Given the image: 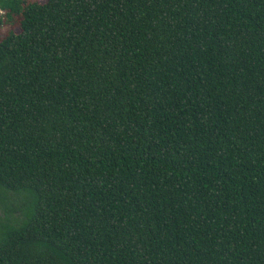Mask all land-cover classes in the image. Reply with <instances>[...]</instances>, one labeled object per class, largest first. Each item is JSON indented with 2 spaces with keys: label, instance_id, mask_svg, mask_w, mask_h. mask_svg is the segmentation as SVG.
<instances>
[{
  "label": "trees",
  "instance_id": "trees-1",
  "mask_svg": "<svg viewBox=\"0 0 264 264\" xmlns=\"http://www.w3.org/2000/svg\"><path fill=\"white\" fill-rule=\"evenodd\" d=\"M0 7V264H264V0Z\"/></svg>",
  "mask_w": 264,
  "mask_h": 264
},
{
  "label": "rangeland",
  "instance_id": "rangeland-1",
  "mask_svg": "<svg viewBox=\"0 0 264 264\" xmlns=\"http://www.w3.org/2000/svg\"><path fill=\"white\" fill-rule=\"evenodd\" d=\"M39 1L44 2L46 0H39ZM20 18H21L20 16L15 17L13 25H3V27L1 28L2 32L5 34L10 29H14L16 32H19L20 31V28H19Z\"/></svg>",
  "mask_w": 264,
  "mask_h": 264
},
{
  "label": "water",
  "instance_id": "water-1",
  "mask_svg": "<svg viewBox=\"0 0 264 264\" xmlns=\"http://www.w3.org/2000/svg\"><path fill=\"white\" fill-rule=\"evenodd\" d=\"M2 13H3V10H2L1 7H0V19H1V17H2Z\"/></svg>",
  "mask_w": 264,
  "mask_h": 264
},
{
  "label": "flooded vegetation",
  "instance_id": "flooded-vegetation-1",
  "mask_svg": "<svg viewBox=\"0 0 264 264\" xmlns=\"http://www.w3.org/2000/svg\"><path fill=\"white\" fill-rule=\"evenodd\" d=\"M2 15H3V13H2Z\"/></svg>",
  "mask_w": 264,
  "mask_h": 264
}]
</instances>
